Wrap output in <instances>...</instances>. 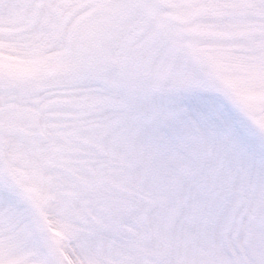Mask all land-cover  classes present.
Listing matches in <instances>:
<instances>
[{
  "label": "snow or ice",
  "instance_id": "6c2138e0",
  "mask_svg": "<svg viewBox=\"0 0 264 264\" xmlns=\"http://www.w3.org/2000/svg\"><path fill=\"white\" fill-rule=\"evenodd\" d=\"M0 264H264V0H0Z\"/></svg>",
  "mask_w": 264,
  "mask_h": 264
}]
</instances>
